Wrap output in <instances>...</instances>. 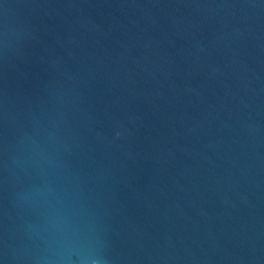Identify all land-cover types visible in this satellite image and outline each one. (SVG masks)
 Masks as SVG:
<instances>
[{
	"label": "water",
	"instance_id": "1",
	"mask_svg": "<svg viewBox=\"0 0 264 264\" xmlns=\"http://www.w3.org/2000/svg\"><path fill=\"white\" fill-rule=\"evenodd\" d=\"M264 264V0H0V264Z\"/></svg>",
	"mask_w": 264,
	"mask_h": 264
},
{
	"label": "clouds",
	"instance_id": "2",
	"mask_svg": "<svg viewBox=\"0 0 264 264\" xmlns=\"http://www.w3.org/2000/svg\"><path fill=\"white\" fill-rule=\"evenodd\" d=\"M92 264H99V262H97V261H93Z\"/></svg>",
	"mask_w": 264,
	"mask_h": 264
}]
</instances>
